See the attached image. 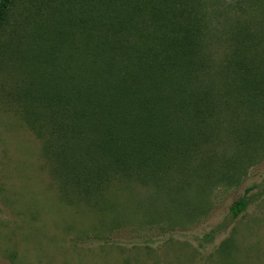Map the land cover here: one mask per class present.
Instances as JSON below:
<instances>
[{
  "label": "rangeland",
  "instance_id": "374dc122",
  "mask_svg": "<svg viewBox=\"0 0 264 264\" xmlns=\"http://www.w3.org/2000/svg\"><path fill=\"white\" fill-rule=\"evenodd\" d=\"M96 1L15 0L0 30V264H264V111L239 94L207 99L205 124L186 128L194 140L177 144L160 175L87 188L57 166L47 101L86 68L78 47L88 29L77 23L91 21ZM176 1L200 21L220 77L227 57L264 58V0Z\"/></svg>",
  "mask_w": 264,
  "mask_h": 264
},
{
  "label": "trees",
  "instance_id": "16d2710c",
  "mask_svg": "<svg viewBox=\"0 0 264 264\" xmlns=\"http://www.w3.org/2000/svg\"><path fill=\"white\" fill-rule=\"evenodd\" d=\"M176 2L98 0L91 21L79 19L77 25L88 29L78 47L86 68L77 81L62 85L66 91H52L47 101L50 134L55 135L52 157L57 166L69 168L78 186L93 188L96 180L167 171L181 149L177 144L194 140L186 128L197 131L205 124V105L207 99L213 103V96L233 100L239 94L249 110L264 111V58L254 61L248 52L236 62L227 57L230 74L220 77L219 62L201 47L200 21ZM14 3L0 0V30ZM72 62L78 70L77 61ZM207 81L224 83L215 91L204 86ZM53 85L61 86L56 76ZM50 110L61 120L52 119ZM246 208L247 201L241 200L232 215L238 217Z\"/></svg>",
  "mask_w": 264,
  "mask_h": 264
}]
</instances>
